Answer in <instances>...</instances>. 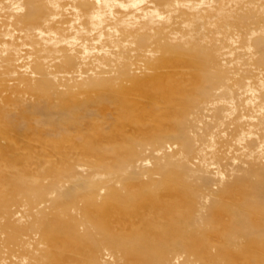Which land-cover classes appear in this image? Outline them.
Segmentation results:
<instances>
[{
  "label": "rangeland",
  "instance_id": "374dc122",
  "mask_svg": "<svg viewBox=\"0 0 264 264\" xmlns=\"http://www.w3.org/2000/svg\"><path fill=\"white\" fill-rule=\"evenodd\" d=\"M5 98L0 264H264V0H0Z\"/></svg>",
  "mask_w": 264,
  "mask_h": 264
},
{
  "label": "bare ground",
  "instance_id": "6f19581e",
  "mask_svg": "<svg viewBox=\"0 0 264 264\" xmlns=\"http://www.w3.org/2000/svg\"><path fill=\"white\" fill-rule=\"evenodd\" d=\"M165 86L167 85L164 83ZM164 86V87H165ZM157 87V86H156ZM153 86H145L144 92L147 93L149 96H155V95H162L164 97L168 96V91H166V88H156ZM158 89V90H157ZM10 102V98H5L3 100H0V172L1 169L6 168V171H13L19 167L18 161H16L14 158L10 157V154L19 150V148L22 147V145L18 142L17 139L22 136L23 133H21V129L18 128L17 123L19 121L18 118H11L9 116L8 112L6 111L5 103L8 104ZM131 113V108L127 105H122L119 110V119H124V117H128ZM121 127V125H118ZM118 128V127H117ZM28 145V144H27ZM2 178L0 176V187L3 185ZM9 189H13V187L8 186ZM119 214L115 210V208H110L106 214V217L110 220L113 219L115 215ZM95 217H100L99 213H93ZM113 224V223H111ZM48 235L51 234V242L52 247L56 251H65L70 249H73L74 251H79L81 249L80 245L71 237V232L68 231L65 228H62L58 234L60 236L58 237L56 235H52V230H49L47 233ZM71 257V255H69ZM68 255H65V258H69ZM53 264H63L62 259L55 260Z\"/></svg>",
  "mask_w": 264,
  "mask_h": 264
}]
</instances>
